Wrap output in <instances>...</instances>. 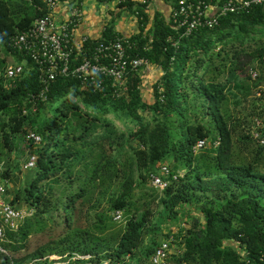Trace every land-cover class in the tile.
Listing matches in <instances>:
<instances>
[{"label": "trees", "instance_id": "1", "mask_svg": "<svg viewBox=\"0 0 264 264\" xmlns=\"http://www.w3.org/2000/svg\"><path fill=\"white\" fill-rule=\"evenodd\" d=\"M151 2L121 0L117 8L139 26L130 54L160 73L152 103L131 69L122 86L107 81L101 92L59 77L35 110L29 96L41 86L31 61L14 82L0 77L1 147L17 150L29 131L49 137L32 150L36 166L22 187L6 190L8 203L34 214L7 233L9 256L0 253V264H51L45 258L73 254L93 264H151L162 242L178 246L168 264H264V11L230 14L186 37L170 13L151 15ZM177 2L167 0L170 10ZM46 14L40 0H0V41L20 63L26 57L10 37ZM103 33L76 50L71 70L98 41L122 36L114 22ZM201 140L207 145L195 153ZM164 164L184 177L159 191L149 175ZM118 210L124 227L113 220ZM183 218L187 226L174 232Z\"/></svg>", "mask_w": 264, "mask_h": 264}, {"label": "built area", "instance_id": "2", "mask_svg": "<svg viewBox=\"0 0 264 264\" xmlns=\"http://www.w3.org/2000/svg\"><path fill=\"white\" fill-rule=\"evenodd\" d=\"M31 1V0H29ZM47 7V14L38 18L26 31L16 33L9 39V46L15 52L26 57V60L16 66L9 67L5 76L10 82L26 73V62L31 61L36 67L40 90L30 94V102L35 106L49 100L51 84L59 77L72 75L79 79L83 88L101 92L104 84L109 81L112 86H122L129 69L136 71L143 79V74L152 67L149 61L143 57L132 56L130 52L134 48L130 36L122 35L109 40L98 41L87 54L78 67L71 70L76 56L75 31L82 23L83 10L64 0H40ZM167 3V0H162ZM116 6L121 0H114ZM108 4V2H106ZM138 4H147V0H141ZM64 5L67 8V19L60 21L55 16V10ZM174 11L170 15L178 28L183 30L186 37L191 36L201 28H214L219 24L222 17L236 14L240 11H248L261 8L264 11V0H178ZM171 9V8H170ZM88 38L82 39V47ZM80 53H77V55ZM253 79L257 77L252 74ZM122 84V85H121ZM264 90V82L260 87ZM123 86V91H126ZM260 96V94H258ZM26 112V111H25ZM24 112V113H25ZM258 135H256L257 137ZM25 145L29 146V155L23 165L24 170L34 169L37 156L30 151L31 148L39 147L43 143L41 134L29 131L23 137ZM264 144V140L261 141ZM204 140L199 141L194 147L195 153H199L206 147ZM184 177L183 170H172L167 164L161 165L159 171L150 173L151 186L163 191L168 186ZM5 185L0 179V253L8 255L4 244L8 241V232H18L21 224L34 214L33 209H18L4 199ZM114 222L126 224L127 219L123 211L118 210L113 214ZM169 242H162L151 257V264H168L172 253ZM51 264H93L90 255H51L48 258ZM264 263V258H261ZM94 264H114L105 260Z\"/></svg>", "mask_w": 264, "mask_h": 264}, {"label": "rangeland", "instance_id": "3", "mask_svg": "<svg viewBox=\"0 0 264 264\" xmlns=\"http://www.w3.org/2000/svg\"><path fill=\"white\" fill-rule=\"evenodd\" d=\"M84 5L86 6L87 4L84 3ZM87 8L89 9V5H87ZM124 22L127 25H129L128 20H124ZM20 58L21 57L18 56L17 54L12 53L9 50H7L0 41V77L4 78V81L6 82V84L10 82V80L7 79V77L5 76L7 69L9 67L16 66L18 63H20L21 61ZM26 65H27V62H26ZM143 76L145 77L148 76V77L146 78L144 77L142 79V84H141L142 95L145 101L152 103L153 102V84H155V82L158 81L160 77V73H158L157 70L154 67H152L151 71H147L145 74H143ZM263 102H264V99H263ZM145 116L148 117V115H145ZM115 123L122 130L127 129V126L123 125L121 121L117 120L115 121ZM128 127L133 128V126L131 125H128ZM42 137H43L44 143L45 142L47 143L49 141V137L47 136V133H42ZM214 137H216L215 133L212 134L211 137L209 138L208 140L209 143L212 142V139H214ZM32 150L33 149L31 148L30 151ZM28 155H29V146L23 143L22 144L20 143L18 149L12 152H8L7 150H4V148L1 147V144H0V178H2V174L6 172V169L11 168L10 169L11 171L9 172L10 177L8 181L4 183L6 186V190H8L9 193L13 192L14 188L18 189L22 187L24 180L26 179V175L30 176L32 174L31 170L23 169V165L26 162ZM17 165L21 169H23L22 172L16 171L18 167ZM8 192L7 191L5 192V195H4L5 199L9 197ZM190 213L193 215H199L193 210L190 211ZM117 226L124 227V224H117ZM180 226H187L185 225L184 218L181 220L178 226L174 227V232H177ZM39 242H40V238L38 239V241L32 242L31 249L34 250L37 247V244H39ZM177 248H178L177 244L174 243L173 245H171L170 250L173 252H176Z\"/></svg>", "mask_w": 264, "mask_h": 264}, {"label": "crops", "instance_id": "4", "mask_svg": "<svg viewBox=\"0 0 264 264\" xmlns=\"http://www.w3.org/2000/svg\"><path fill=\"white\" fill-rule=\"evenodd\" d=\"M133 1L135 3H139L141 0ZM84 3L89 5V9L87 8V5H84ZM80 6L83 10L84 16L82 23L75 31V42L78 49L82 48L83 38H88L89 40L100 39L104 34L103 31L105 26L111 24L112 22H114V29L117 34L131 36L137 33L139 29L135 17L129 16L127 13H121L120 16L118 15L119 10L113 1L108 2L107 4L106 2H101L100 0H82ZM149 11L151 15L156 12L169 15L170 5L162 0H152ZM67 13V8L62 5L55 10L54 14L58 20L64 21L67 19ZM124 20H128L129 25H127ZM151 69L149 71H151ZM142 77L144 78L145 76Z\"/></svg>", "mask_w": 264, "mask_h": 264}, {"label": "clouds", "instance_id": "5", "mask_svg": "<svg viewBox=\"0 0 264 264\" xmlns=\"http://www.w3.org/2000/svg\"><path fill=\"white\" fill-rule=\"evenodd\" d=\"M2 181H3V179L2 178H0ZM3 183H5L4 181H3ZM5 185V184H4ZM5 192H6V186H5ZM5 199V198H4ZM6 200V199H5Z\"/></svg>", "mask_w": 264, "mask_h": 264}]
</instances>
